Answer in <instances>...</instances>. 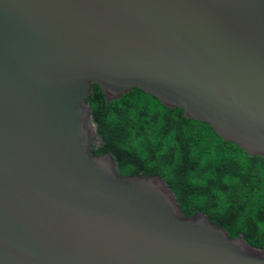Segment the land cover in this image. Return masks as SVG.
I'll use <instances>...</instances> for the list:
<instances>
[{"label":"water","instance_id":"obj_1","mask_svg":"<svg viewBox=\"0 0 264 264\" xmlns=\"http://www.w3.org/2000/svg\"><path fill=\"white\" fill-rule=\"evenodd\" d=\"M93 85L264 162V0H0V264H264L93 154Z\"/></svg>","mask_w":264,"mask_h":264},{"label":"trees","instance_id":"obj_2","mask_svg":"<svg viewBox=\"0 0 264 264\" xmlns=\"http://www.w3.org/2000/svg\"><path fill=\"white\" fill-rule=\"evenodd\" d=\"M85 103L98 139L93 154L110 155L119 176H158L184 217L201 212L229 238L264 251L263 161L142 92L105 105L93 85Z\"/></svg>","mask_w":264,"mask_h":264},{"label":"rangeland","instance_id":"obj_3","mask_svg":"<svg viewBox=\"0 0 264 264\" xmlns=\"http://www.w3.org/2000/svg\"><path fill=\"white\" fill-rule=\"evenodd\" d=\"M94 140H95V145L98 144V139L96 138V136H94Z\"/></svg>","mask_w":264,"mask_h":264}]
</instances>
